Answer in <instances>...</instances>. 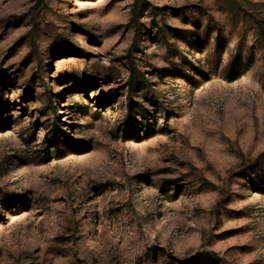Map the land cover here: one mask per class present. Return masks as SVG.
Returning a JSON list of instances; mask_svg holds the SVG:
<instances>
[{"label": "rangeland", "instance_id": "rangeland-1", "mask_svg": "<svg viewBox=\"0 0 264 264\" xmlns=\"http://www.w3.org/2000/svg\"><path fill=\"white\" fill-rule=\"evenodd\" d=\"M0 264H264V0H0Z\"/></svg>", "mask_w": 264, "mask_h": 264}, {"label": "built area", "instance_id": "built-area-1", "mask_svg": "<svg viewBox=\"0 0 264 264\" xmlns=\"http://www.w3.org/2000/svg\"><path fill=\"white\" fill-rule=\"evenodd\" d=\"M186 42H187V45H188V46H191V40H190V39H187ZM183 55L186 56L187 58H190V56L187 55V53H184Z\"/></svg>", "mask_w": 264, "mask_h": 264}]
</instances>
